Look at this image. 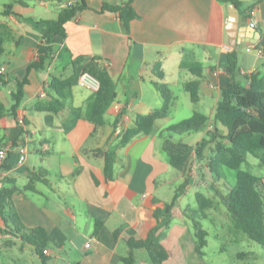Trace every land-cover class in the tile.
I'll use <instances>...</instances> for the list:
<instances>
[{
	"label": "crops",
	"instance_id": "crops-1",
	"mask_svg": "<svg viewBox=\"0 0 264 264\" xmlns=\"http://www.w3.org/2000/svg\"><path fill=\"white\" fill-rule=\"evenodd\" d=\"M126 1L87 0V8L65 25L66 35L53 39L51 56L41 70L32 67L42 41L32 21L55 20L65 2L24 0L27 5L22 6L13 0H0V11L13 4L12 14L0 16V46L4 49L0 68H5L0 101L9 109L12 94L21 85L23 91L17 118H0V149L6 150L0 187L12 178L22 188L32 173H45L46 183L38 181L33 190L18 191L12 199L25 226L45 230L46 264H122L121 258L129 251L126 240H144L156 226L152 200H172L177 190L164 194L161 188L183 182L182 175L169 165L160 136L165 127L173 125L170 114L179 113L185 105L173 93L170 75L187 93L185 85L197 80L183 63L195 62L202 69L199 100L193 103L189 96L193 106L186 107L191 114L199 112L210 118L220 100V89L230 82V74L216 77L213 72L227 69L232 50L237 51L235 72L241 78V71L264 72V55L251 48L258 44L252 39L254 29L264 38V0H235L239 18L232 26L228 23L231 3L135 0L133 7L139 16L130 21L128 31L117 14L103 10L105 3L117 6ZM253 7L257 11L251 16ZM77 57L95 59L112 78L116 103L123 112L120 130L112 126L118 114L112 106L103 125L83 118L78 110L85 107L93 91L77 84L69 89L62 112L33 110L38 101L51 98L50 78L72 75L71 63ZM156 62L172 92L169 113L156 121L149 135L139 134L116 150L113 179L108 182L102 152L116 147L120 133L134 124L137 114H151L162 105L152 86ZM41 93L45 97L41 98ZM186 136L183 141L195 146L206 133ZM194 181L191 176L190 184L179 193L169 227L160 230V242L168 252L162 264H207L204 249L196 252L192 223L181 207ZM86 243H90L89 248ZM35 252L32 244L13 236L0 219V264H41ZM144 252L134 250L135 264H151Z\"/></svg>",
	"mask_w": 264,
	"mask_h": 264
},
{
	"label": "trees",
	"instance_id": "trees-1",
	"mask_svg": "<svg viewBox=\"0 0 264 264\" xmlns=\"http://www.w3.org/2000/svg\"><path fill=\"white\" fill-rule=\"evenodd\" d=\"M54 1L65 2L55 20L39 19L32 21L33 26L40 32V37L44 41L38 48L37 60L32 64V67L36 69L42 70L45 62L50 58L53 39L55 37L63 38L66 35L65 25L67 22L87 8V0H74L72 3L70 0ZM134 1L127 0L124 4L117 6H110L105 3L103 10L117 14L123 27L128 31L130 21L132 22L139 16L133 7ZM217 1L238 4L235 0ZM13 2L22 6L27 5L24 0H13ZM12 7V3L5 5L0 11V16L12 14ZM255 47L261 50V55H264V42L256 44ZM3 53L4 49L0 46V56ZM227 59L229 64L226 74H230V82L220 89V100L215 107L213 116L210 118L202 113L194 112L190 117L169 125L161 131L162 151L165 153L169 165L182 175L183 182L170 202L158 198L152 200L154 217L158 220L157 224L144 240L136 238L126 240L129 251L126 257L121 258L122 264H135L134 250L136 249L146 251L151 264H162L168 259V252L160 242V230L164 226L165 228L169 227V220L179 193L191 182L193 161L205 166L216 179L222 177L220 173L223 167L237 170L236 182L234 186H228L226 193L218 191L215 186L213 189L219 202L231 215L235 228L245 232L252 241L264 246V181L250 171L240 170L247 155L255 157L264 166V72L256 71L242 75L243 83L238 82L234 77L238 63L237 51L232 50ZM71 65L73 72L69 78L63 79L55 76L50 78L48 88L51 92V98L42 102L38 101L33 110L62 112L65 109L64 101L69 97V89L77 83V79L82 73H90L99 79L100 86L97 91H93V96L87 101L85 107L78 111L82 113L83 118L96 125L105 124L106 112L116 103L117 98L112 78L95 59L86 61L84 57H77ZM182 67L189 69L197 78V80H192L185 85L191 101L197 103L199 100L198 79L202 76V69L195 62L183 63ZM152 71L155 77L152 86L160 95L162 105L151 114H137L134 124L120 133L116 147L102 152L104 158L103 171L108 182L113 179L116 150L126 146L139 134L149 135L153 131L156 121L166 117L169 113L173 97L168 85L164 82V73L159 62L154 63ZM1 75L0 82H2ZM19 87L12 94L13 104L9 109H6L0 101V118L6 116L17 118V110L23 97L22 85ZM122 116L123 112L120 110L112 125L114 129ZM203 131L206 133V137L195 146L175 138V136ZM45 178V173L40 171L37 174L32 173L29 182L22 188H18L12 178H8L6 185L0 187V219L11 228L13 236L33 245L41 264H46L48 259L46 254L48 240L45 230L29 228L23 224L15 212L12 195L18 191L33 190L36 182L46 183ZM195 198L202 215H198L196 211L188 214V207L185 208L184 214L192 223L196 252L203 253V249L207 245L208 232L203 228L200 220L206 217L205 212L207 210L214 208L216 201L205 196L202 192H197ZM239 256L242 257L244 254Z\"/></svg>",
	"mask_w": 264,
	"mask_h": 264
},
{
	"label": "rangeland",
	"instance_id": "rangeland-1",
	"mask_svg": "<svg viewBox=\"0 0 264 264\" xmlns=\"http://www.w3.org/2000/svg\"><path fill=\"white\" fill-rule=\"evenodd\" d=\"M239 55H244L242 50ZM235 78L238 82L243 83V78L238 75V72H235ZM170 80L173 81L171 83L173 93L185 104L179 113L173 112L170 114L169 121L171 124H175L192 115V110L186 106H193V103L190 101L188 93L179 86V83L175 82L176 77L170 75ZM186 137V134L175 136L176 139H182V141H185ZM193 165L194 172H192L191 176L196 181L191 183L188 193L183 198L181 207H188V214L196 211L198 215H202L195 198L197 192H202L205 196L216 201L214 208L207 210L205 212L206 217L200 220L203 228L208 232L207 245L204 247L207 264H264V246L252 241L245 232L235 228L231 215L228 214L226 208L219 202L213 189V186H215L218 191L226 193L228 186H234L236 182L237 170L223 167L220 173L222 177L216 179L199 162L193 161ZM240 170L250 171L264 181V166L251 155H247L246 161L241 165ZM178 188L179 186L177 185H165L161 189H163L164 194H167V190H178ZM167 201L170 202L171 200L167 198ZM144 254L147 257L145 252ZM240 254H244V256L241 257L239 256Z\"/></svg>",
	"mask_w": 264,
	"mask_h": 264
},
{
	"label": "built area",
	"instance_id": "built-area-1",
	"mask_svg": "<svg viewBox=\"0 0 264 264\" xmlns=\"http://www.w3.org/2000/svg\"><path fill=\"white\" fill-rule=\"evenodd\" d=\"M257 11V7H253L250 11H249V14L251 16H254L255 13ZM251 25H254V23L251 22ZM41 42L44 43V41L42 40ZM228 49H230L229 47H227ZM251 48H253L256 53L258 54H261V50L259 48H256L255 46H252ZM251 48H247V51H250ZM5 71V68L4 67H1L0 68V74H3ZM227 72V69L225 68H218L216 69L214 72H213V75L216 76V77H219L220 75H224L226 74ZM241 75H245L247 73H245L244 71H241L240 72ZM77 85H80V86H84V88H87L91 91H97L99 89V86H100V83H99V79L96 78L95 76H93L92 74L90 73H82L79 78L77 79ZM39 96L42 98V97H45V94L44 93H41L39 94ZM112 108L119 112L121 110V107L118 103H114L112 105ZM19 124H23L22 123V120H18L17 121ZM123 124V120L120 119L118 122H117V125H115V129L118 131L120 130L121 128V125ZM6 157V150L4 148L0 149V166L2 165V163H4V159ZM22 162V161H21ZM194 166V165H193ZM193 166H192V172H194V169H193ZM191 172V174H192ZM85 247L86 248H89L90 247V243H86L85 244Z\"/></svg>",
	"mask_w": 264,
	"mask_h": 264
},
{
	"label": "water",
	"instance_id": "water-1",
	"mask_svg": "<svg viewBox=\"0 0 264 264\" xmlns=\"http://www.w3.org/2000/svg\"><path fill=\"white\" fill-rule=\"evenodd\" d=\"M230 8H231V11H230L228 23L230 26H232V25H234V23L236 21H238L239 13H238V8L235 4H231ZM252 39L254 40V43L261 44L264 42V38L260 37V33L256 32L255 29H254V34H253ZM237 47H238V45H237ZM227 71H228V69H227Z\"/></svg>",
	"mask_w": 264,
	"mask_h": 264
}]
</instances>
